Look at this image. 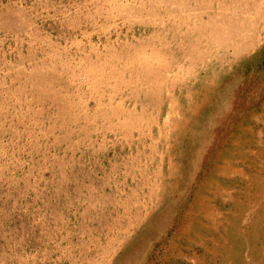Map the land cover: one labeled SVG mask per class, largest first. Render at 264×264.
I'll list each match as a JSON object with an SVG mask.
<instances>
[{
  "label": "rangeland",
  "instance_id": "1",
  "mask_svg": "<svg viewBox=\"0 0 264 264\" xmlns=\"http://www.w3.org/2000/svg\"><path fill=\"white\" fill-rule=\"evenodd\" d=\"M0 264H264V0H0Z\"/></svg>",
  "mask_w": 264,
  "mask_h": 264
}]
</instances>
